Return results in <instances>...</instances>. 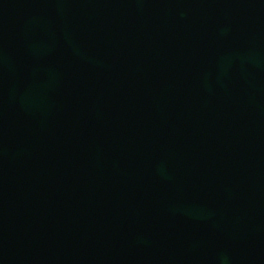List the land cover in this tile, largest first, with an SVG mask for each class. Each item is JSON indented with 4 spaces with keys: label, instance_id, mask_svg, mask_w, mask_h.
Instances as JSON below:
<instances>
[{
    "label": "water",
    "instance_id": "obj_1",
    "mask_svg": "<svg viewBox=\"0 0 264 264\" xmlns=\"http://www.w3.org/2000/svg\"><path fill=\"white\" fill-rule=\"evenodd\" d=\"M0 264H264V0H0Z\"/></svg>",
    "mask_w": 264,
    "mask_h": 264
}]
</instances>
